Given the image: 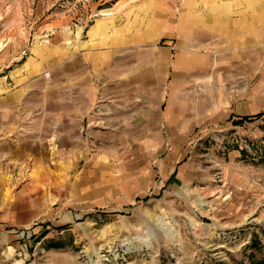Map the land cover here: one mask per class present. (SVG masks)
Instances as JSON below:
<instances>
[{"label":"crops","instance_id":"1","mask_svg":"<svg viewBox=\"0 0 264 264\" xmlns=\"http://www.w3.org/2000/svg\"><path fill=\"white\" fill-rule=\"evenodd\" d=\"M100 1L77 28L60 0H0V189L129 207L198 175L194 137L264 113V0Z\"/></svg>","mask_w":264,"mask_h":264},{"label":"rangeland","instance_id":"2","mask_svg":"<svg viewBox=\"0 0 264 264\" xmlns=\"http://www.w3.org/2000/svg\"><path fill=\"white\" fill-rule=\"evenodd\" d=\"M68 1L58 6L71 26L100 13V0ZM234 124L191 141L188 174L198 175L129 207L85 209L32 175L3 181L0 264H264V113Z\"/></svg>","mask_w":264,"mask_h":264}]
</instances>
